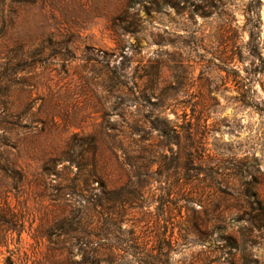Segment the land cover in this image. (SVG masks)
I'll use <instances>...</instances> for the list:
<instances>
[{"label":"rangeland","instance_id":"1","mask_svg":"<svg viewBox=\"0 0 264 264\" xmlns=\"http://www.w3.org/2000/svg\"><path fill=\"white\" fill-rule=\"evenodd\" d=\"M0 264H264V0H0Z\"/></svg>","mask_w":264,"mask_h":264},{"label":"trees","instance_id":"2","mask_svg":"<svg viewBox=\"0 0 264 264\" xmlns=\"http://www.w3.org/2000/svg\"><path fill=\"white\" fill-rule=\"evenodd\" d=\"M242 86V85H241Z\"/></svg>","mask_w":264,"mask_h":264}]
</instances>
